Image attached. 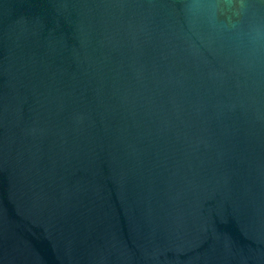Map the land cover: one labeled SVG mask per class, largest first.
Masks as SVG:
<instances>
[{"label":"water","instance_id":"obj_1","mask_svg":"<svg viewBox=\"0 0 264 264\" xmlns=\"http://www.w3.org/2000/svg\"><path fill=\"white\" fill-rule=\"evenodd\" d=\"M0 264H264V0H0Z\"/></svg>","mask_w":264,"mask_h":264}]
</instances>
